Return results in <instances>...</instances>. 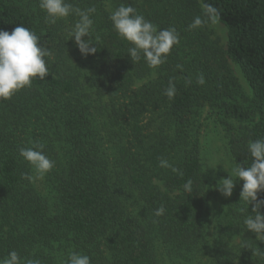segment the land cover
I'll use <instances>...</instances> for the list:
<instances>
[{
	"label": "trees",
	"instance_id": "obj_1",
	"mask_svg": "<svg viewBox=\"0 0 264 264\" xmlns=\"http://www.w3.org/2000/svg\"><path fill=\"white\" fill-rule=\"evenodd\" d=\"M69 2L96 8L95 55L83 57L68 37L78 17L51 25L39 0H0V30L24 26L50 53L45 80L0 99V258L15 250L22 264H66L72 252L91 264H264V241L244 224L253 205L240 200L243 181L211 210L201 152L210 118L224 127L234 168L250 166L247 144L264 138V0ZM121 5L175 28L164 64H133L109 19ZM35 143L55 162L42 178L19 155Z\"/></svg>",
	"mask_w": 264,
	"mask_h": 264
},
{
	"label": "clouds",
	"instance_id": "obj_2",
	"mask_svg": "<svg viewBox=\"0 0 264 264\" xmlns=\"http://www.w3.org/2000/svg\"><path fill=\"white\" fill-rule=\"evenodd\" d=\"M39 8L45 13V22L51 25L72 15L78 17L68 37L74 38L75 45L83 57L96 54L98 49L94 45L100 43L98 36L95 38L92 36L94 24L92 15L96 12L95 7L82 10L74 7L69 0H39ZM109 19L117 36L129 45L127 53L133 64L143 58L148 67L157 68L166 62L173 46L179 43L175 28L158 29L131 5H121L111 13ZM85 37L87 39H84ZM49 54V51L40 45L37 34L24 26L15 27L11 33L0 30V99H11L18 91L31 87L36 78L45 80L49 75L45 58ZM197 83L200 85L205 83L202 75L197 78ZM175 93L176 86L170 80L164 95L171 100ZM43 147V144L35 143L31 147L19 150V155L35 171L38 178H42L55 166V162L43 153ZM247 153L251 158L250 166L237 164L232 170L236 179L228 175L227 178L221 179L216 187L227 198L231 197L235 182L243 181L240 200L253 205L252 214L245 218L244 224L258 240L264 241V215L260 212L261 207H264V201L258 200V193L264 191V138L249 141ZM160 167L169 168L173 173L183 175L167 160L161 159ZM24 178L31 180L33 177L25 175ZM184 190L192 192L191 180L184 184ZM164 211V207L161 206L155 215L160 216ZM0 264H22V258L13 250L6 257L0 258ZM23 264H40V261L27 259ZM66 264L91 262L89 256L72 252Z\"/></svg>",
	"mask_w": 264,
	"mask_h": 264
},
{
	"label": "rangeland",
	"instance_id": "obj_3",
	"mask_svg": "<svg viewBox=\"0 0 264 264\" xmlns=\"http://www.w3.org/2000/svg\"><path fill=\"white\" fill-rule=\"evenodd\" d=\"M213 28L218 36L224 38L225 29L220 24L214 23ZM231 69L241 86V90L249 94V89L239 69L233 64H231ZM204 117H206V114H204ZM208 121H210L209 126L204 128L205 131L201 134V152L203 165L209 180V191L211 193L210 209L217 210L216 199L220 192L216 186L221 179L227 178L228 175L233 173L234 167L226 151L227 144L224 127L217 124L214 119L210 118Z\"/></svg>",
	"mask_w": 264,
	"mask_h": 264
}]
</instances>
